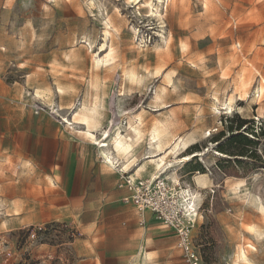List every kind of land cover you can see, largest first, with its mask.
<instances>
[{
  "label": "rangeland",
  "instance_id": "obj_1",
  "mask_svg": "<svg viewBox=\"0 0 264 264\" xmlns=\"http://www.w3.org/2000/svg\"><path fill=\"white\" fill-rule=\"evenodd\" d=\"M35 2L0 0V264H48L55 254L78 264H121L111 247L98 243L113 231L83 230V221L97 216L57 207L58 177L73 170L74 138L94 146L95 138L78 135L84 126L77 121L87 115L98 124L103 114L99 132L108 133L109 152L119 151L118 132L123 140L130 127L142 132L130 154L143 150L148 158L144 171H128L133 178L164 173L177 183L193 166L211 175L205 189L194 190L191 176L180 180L183 198L190 191L199 208L193 235L204 264H264V0L143 1L161 16H146L145 7L126 0H50L41 29L31 24ZM236 115L247 120L242 127ZM68 117L72 124L62 121ZM154 125L162 152L181 138L197 145L184 152L193 156L182 170V153H168L161 170L150 161L164 154L150 149ZM128 201L132 208L120 211V225L129 238L141 241L149 222L175 236ZM116 207L108 205L106 213ZM111 218L100 217L107 225ZM241 248L246 259H239ZM142 251L146 264H154ZM181 257L176 247L171 258L182 264Z\"/></svg>",
  "mask_w": 264,
  "mask_h": 264
},
{
  "label": "crops",
  "instance_id": "obj_2",
  "mask_svg": "<svg viewBox=\"0 0 264 264\" xmlns=\"http://www.w3.org/2000/svg\"><path fill=\"white\" fill-rule=\"evenodd\" d=\"M78 113L80 114V112H77L75 116L78 115ZM84 118L88 120V123L86 125L82 124L84 126V130H77V133L79 135V133L84 131L86 134L94 135V137L91 135L95 138L92 142L94 146L88 147L82 138H74L76 145L74 148L75 160L73 162V170L64 169V175H60L58 177L60 185L56 192V197L59 200L57 207L61 209L58 212L83 216H97L96 221H94L92 217L84 220L83 230L97 229L100 231L104 228L105 230L113 231L115 236L110 238H99L98 243L101 242L100 244L103 246H109L112 248L110 254L116 262H120L121 264H137L136 261L138 260L141 262V259L143 258V263L146 264L145 255L147 254H144L142 251L146 250V253L154 257V264H177L175 259L171 258L172 254L176 251V247H178L176 234L175 236L172 234H164L168 230H163V227L157 222H149L142 227L143 237L140 239L141 241H137L129 238V235L125 233L126 228L121 227L120 211L132 208V204L130 203L131 201H128V197L131 192L125 184V179L122 174L112 165L115 163L111 164V162L106 161L105 156L103 155L104 146L99 147L96 144V142L107 140L106 137L103 138L102 135L99 134V131L100 127H104V125H106L108 117L103 114L100 117L98 124L95 121H91L87 115H84L81 118L82 121ZM153 136H156V134ZM153 136L151 135L150 144L156 143ZM94 149H96V154H94ZM111 151L113 152V158L115 157L116 162L120 166H123L124 171L128 174L133 176V173H129L128 171L132 172L135 169H137V173L139 171H144V164L142 163V160L148 157L143 154V150H138L136 156L130 153L125 154L129 155L128 158L130 159L122 158L121 152L112 150V148ZM101 157L104 159H101ZM199 168L201 167H189L186 174H182L180 177V180L184 181L186 176H191V181L195 186L193 187L194 190L199 187L205 189L206 187L202 186H208L211 181H213L208 172L201 173ZM108 205L112 208L114 205H119V207H116V209H113L110 212L108 211L107 214L106 207H108ZM142 211L146 212V210ZM149 213L156 219L150 210ZM106 215L112 217L110 220L112 223L109 225H107L106 222H102V219H100L101 216ZM162 225L165 226L164 224ZM146 244H154L155 246L148 249V247L145 246ZM181 260L182 264H185L183 256L181 257ZM50 261L51 259L48 261V264H50ZM73 261L77 260L73 259L72 262Z\"/></svg>",
  "mask_w": 264,
  "mask_h": 264
},
{
  "label": "built area",
  "instance_id": "obj_3",
  "mask_svg": "<svg viewBox=\"0 0 264 264\" xmlns=\"http://www.w3.org/2000/svg\"><path fill=\"white\" fill-rule=\"evenodd\" d=\"M96 144L101 147L102 143ZM112 165L122 174L131 192L128 200L135 201L141 210H150L157 220L175 231L185 264H204L202 253L196 247L193 235L199 208L196 207L195 201L189 202V198H183L180 181L176 183L164 173L154 178H133L117 162ZM50 259V264H78L77 261L69 262L56 254Z\"/></svg>",
  "mask_w": 264,
  "mask_h": 264
},
{
  "label": "bare ground",
  "instance_id": "obj_4",
  "mask_svg": "<svg viewBox=\"0 0 264 264\" xmlns=\"http://www.w3.org/2000/svg\"><path fill=\"white\" fill-rule=\"evenodd\" d=\"M143 1H145V0H140V6L138 7V9L140 10L141 9V6H143V7H145L146 5H148L149 3H146V2H144L143 3ZM161 2H162V0H160ZM102 5V4H101ZM100 5V6H101ZM151 6L153 7V4L151 3ZM103 10V9H102ZM148 12H154V9L153 8H151L150 10H147V13H146V16H149L148 15ZM155 13V16L156 15H160L161 16V14L162 13H158V14H156V12H154ZM107 14H108V11H107ZM140 14V13H139ZM136 32V31H135ZM83 41H87L86 39L85 40H83ZM89 44H90V47L91 48H93L94 46H93V43H91L90 41H89ZM95 60H96V62H97V64H99V63H102V61H103V58L101 57V56H95ZM105 60V59H104ZM126 76L127 77H129L130 79H132L133 77H134V73H126ZM129 79V80H130ZM260 93H262V90L260 89ZM226 105V104H225ZM228 108H232L233 107V105H232V100H230V102L228 103ZM73 120V119H72ZM84 120H87L86 118H84ZM62 121H64V122H67L68 124H72V122H71V120L70 119H62ZM88 121V120H87ZM96 122V121H95ZM140 124L142 123L141 121L139 122ZM86 125V124H85ZM130 129H131V135H128V137L127 138H125L124 140L122 139L123 138V133H121V131L120 132H118L117 134H116V136L114 137V140H113V145H115L116 146V148L119 150L118 152H120V150H121V152L122 153H125V154H129L130 153V151H131V147H132V141H133V139H137L138 141L140 140V138L142 137V132H141V130L139 129V128H137V127H130ZM87 130V129H86ZM95 131V130H94ZM151 135L153 136L154 134H156V136H153V138H155V142L156 143H151L150 144V148H151V150L152 151H159V153L161 152V153H164L163 155H161L159 158H154V159H151L150 161L155 165V168L158 170V169H160L161 170V168L167 163V161H166V159H167V154L168 153H170V152H172V153H174V154H181L182 153V155L180 156V157H177L178 158V161H180L181 159H182V156L184 155V152H186V150L193 144V143H191L190 142V140H188V139H185V138H181V139H179V141H177V143L175 144V146L174 147H172L171 149H170V151L169 152H162L161 150H162V145H164V144H162L163 142H162V140H161V138L159 139L158 137H157V135L159 134V125H154L152 128H151ZM96 133V132H95ZM90 135H92V134H90ZM93 137H94V135H92ZM126 137V136H125ZM102 142V144H101V146H104L103 148V155L105 156V158H106V161H108V162H111V163H114V160H113V156H112V154H110V152H108L107 151V149H108V147L110 146V143L108 142V141H105V140H102V141H100L99 143H101ZM166 144V143H165ZM165 147V146H164ZM164 149V148H163ZM112 153V152H111ZM158 153V154H159ZM188 156H190V157H192L193 156V154H187ZM178 156V155H177ZM196 156V155H195ZM152 157V156H151ZM155 157V156H154ZM116 161V160H115ZM169 165H172V163H171V160H169ZM159 174H161V173H159ZM159 174H154L153 176L154 177H157ZM153 176H151L152 178H154ZM176 180H177V178H176ZM189 195L191 196V197H189V202H191V201H193V196L194 195H192L191 194V192L189 191ZM185 197H186V195H185ZM186 199H188V198H186ZM148 210V209H147ZM239 259H246V250L244 249V248H241V251H240V255H239Z\"/></svg>",
  "mask_w": 264,
  "mask_h": 264
},
{
  "label": "snow or ice",
  "instance_id": "obj_5",
  "mask_svg": "<svg viewBox=\"0 0 264 264\" xmlns=\"http://www.w3.org/2000/svg\"><path fill=\"white\" fill-rule=\"evenodd\" d=\"M49 2H50V0H36V2H35V9H34L33 17L31 18V24H35L37 29H41L42 25L46 26L45 22H44V18H43V13L48 11ZM51 2L53 4H55V0H51ZM29 3H31V0H29ZM126 5L127 6H133L134 5V6L138 7V6H140V0H126ZM56 7H59V5L56 4ZM148 7H151V4H148V5L145 6V10L146 11H147ZM66 15L68 16V18L70 20L71 17H72V13L68 12V13H66ZM148 15L149 16H153V15H155V13L154 12H148ZM22 23H25L26 27H31V24H29L27 21H23ZM109 27H111V25H109ZM184 47H185V50H187V46L185 45ZM188 62L191 64V67L193 69H197V64H192L191 61H188ZM198 63H199V65L202 68V66H203V57H199L198 58ZM21 67H23V65H21ZM188 83H189L190 86H195V80L189 81ZM73 107L76 108L77 110L79 108L78 105L77 106H73ZM68 119H71V117H68ZM77 123L87 124L88 121L87 120L77 121ZM99 134L102 135V136H108L107 132H99ZM206 135L211 136L212 133L209 132V133H206ZM85 139H93V137L90 134H85ZM190 159H191V157L188 156L187 153H185L182 156V159L180 161H177L178 170H182V169H179V165L180 164H182L184 161H187V160H190ZM202 187H207V186L203 185ZM194 210L195 209L193 208V211ZM249 231H252V229H249ZM249 248H251V245H249ZM253 251H254V249H253Z\"/></svg>",
  "mask_w": 264,
  "mask_h": 264
},
{
  "label": "trees",
  "instance_id": "obj_6",
  "mask_svg": "<svg viewBox=\"0 0 264 264\" xmlns=\"http://www.w3.org/2000/svg\"><path fill=\"white\" fill-rule=\"evenodd\" d=\"M235 117H237L238 119H239V122H240V126L242 127L246 122H247V120L245 119V118H242L241 116H239V115H236ZM216 141H219L220 140V135H217L216 137ZM242 137H237V136H233L232 137V141H240V139H241ZM245 140H248L246 137H243ZM249 141V140H248ZM250 142V141H249ZM195 147H197V145L196 146H194V145H192L189 149L190 150H193ZM218 149L220 150V151H222V152H225V153H229L228 152V150L225 148V145L224 144H220L219 146H218ZM243 152H241L239 155H244V154H242ZM201 168H199V170H200Z\"/></svg>",
  "mask_w": 264,
  "mask_h": 264
}]
</instances>
